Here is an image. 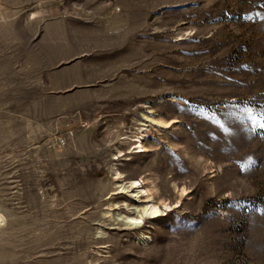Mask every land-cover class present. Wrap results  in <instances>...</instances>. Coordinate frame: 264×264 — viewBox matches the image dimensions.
Wrapping results in <instances>:
<instances>
[{
    "label": "rangeland",
    "instance_id": "rangeland-1",
    "mask_svg": "<svg viewBox=\"0 0 264 264\" xmlns=\"http://www.w3.org/2000/svg\"><path fill=\"white\" fill-rule=\"evenodd\" d=\"M0 264H264V0H0Z\"/></svg>",
    "mask_w": 264,
    "mask_h": 264
},
{
    "label": "bare ground",
    "instance_id": "bare-ground-1",
    "mask_svg": "<svg viewBox=\"0 0 264 264\" xmlns=\"http://www.w3.org/2000/svg\"><path fill=\"white\" fill-rule=\"evenodd\" d=\"M156 123L160 125H167L165 121H155ZM139 147L143 149V145L140 144ZM141 151V150H138ZM120 174V173H118ZM115 179H118V177H115ZM144 180H138L133 179L129 182H120L117 187L119 188L120 192H126L128 194L132 193V196L135 197L136 201L138 203L142 202V206L137 208V212H139L136 216H126L125 219L132 223V224H141L144 220V218L147 217H156L162 214L163 210L169 209L170 205H167L166 203L158 204L155 202L152 197L150 196L149 188H147L145 185ZM140 198H142L140 200Z\"/></svg>",
    "mask_w": 264,
    "mask_h": 264
},
{
    "label": "built area",
    "instance_id": "built-area-1",
    "mask_svg": "<svg viewBox=\"0 0 264 264\" xmlns=\"http://www.w3.org/2000/svg\"><path fill=\"white\" fill-rule=\"evenodd\" d=\"M134 142V144H133V147H135V149H139L140 147H139V144H140V142H142V137L140 136V137H138V138H136V139H134L133 140Z\"/></svg>",
    "mask_w": 264,
    "mask_h": 264
}]
</instances>
